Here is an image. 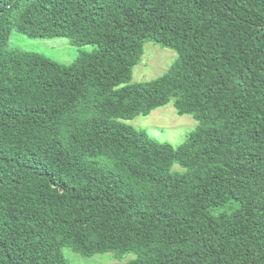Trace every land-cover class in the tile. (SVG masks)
<instances>
[{
	"label": "trees",
	"instance_id": "1",
	"mask_svg": "<svg viewBox=\"0 0 264 264\" xmlns=\"http://www.w3.org/2000/svg\"><path fill=\"white\" fill-rule=\"evenodd\" d=\"M12 31L95 48L62 65ZM147 42L176 58L131 83ZM171 100L177 147L123 123ZM65 248L264 264V0H0V264Z\"/></svg>",
	"mask_w": 264,
	"mask_h": 264
},
{
	"label": "rangeland",
	"instance_id": "2",
	"mask_svg": "<svg viewBox=\"0 0 264 264\" xmlns=\"http://www.w3.org/2000/svg\"><path fill=\"white\" fill-rule=\"evenodd\" d=\"M8 47L37 53L62 65H70L81 54L90 53L95 48L90 45L74 47L64 38L29 39L14 31L9 36ZM175 58L176 54L172 50L161 48L152 42L145 43L143 55L132 69L131 83L147 82L160 77L169 69ZM123 123L145 131L158 143H166L173 147L182 144L197 126V122L192 117L176 114L172 100L147 116L139 115ZM178 168V166L173 167L174 170ZM63 253L69 264H124L133 258L132 254L120 258L113 254H104L86 259L73 254L67 248L63 250Z\"/></svg>",
	"mask_w": 264,
	"mask_h": 264
}]
</instances>
